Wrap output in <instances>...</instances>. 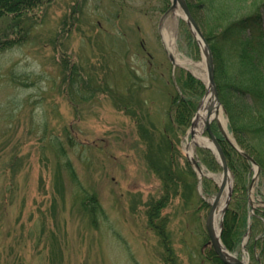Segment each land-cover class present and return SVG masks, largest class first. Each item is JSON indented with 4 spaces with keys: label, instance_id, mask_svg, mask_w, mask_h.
Returning <instances> with one entry per match:
<instances>
[{
    "label": "rangeland",
    "instance_id": "obj_1",
    "mask_svg": "<svg viewBox=\"0 0 264 264\" xmlns=\"http://www.w3.org/2000/svg\"><path fill=\"white\" fill-rule=\"evenodd\" d=\"M162 7L160 0H50L35 17L1 25L21 42L0 52V264H214L204 222L218 190L212 176L222 171L195 150L211 175L198 188L188 130L176 132L168 113L175 70L205 84L173 67L164 30L175 55L203 58L193 36L197 54H188L183 20ZM260 12L264 36V5ZM249 169L252 216L264 210V188L259 176L251 185ZM228 180L232 194L231 171ZM165 185L172 195L158 219L173 262L147 225ZM90 195L101 207L95 221L82 208ZM245 236L230 252L260 264Z\"/></svg>",
    "mask_w": 264,
    "mask_h": 264
},
{
    "label": "trees",
    "instance_id": "obj_2",
    "mask_svg": "<svg viewBox=\"0 0 264 264\" xmlns=\"http://www.w3.org/2000/svg\"><path fill=\"white\" fill-rule=\"evenodd\" d=\"M160 1L163 4L161 12H165L170 1ZM49 3L50 0H0V52L21 42L18 36L9 37L10 33L5 32L1 25L22 16L35 17ZM186 3L213 54L215 82L227 118V129L239 148L259 164V178L263 180L260 181L264 188V36L260 12L264 1L256 0L250 8L245 6L247 0H187ZM180 30L187 42L184 45L187 46L188 54L196 55L194 39L183 21ZM173 77L176 93L169 98V120L173 123L174 130L183 134L205 93V87L181 69L175 70ZM215 127L212 124L210 128L223 150L228 170L236 180L221 222L222 244L227 250L234 252L243 236L248 235L247 250L256 249L259 252V263L264 264V210H256L259 213L252 216L247 211L249 206L246 200V183L249 180L251 163ZM195 150L206 167L210 170L218 169L219 164L210 150L199 147ZM14 164L16 163L12 162L9 166L13 167ZM7 168L9 167L6 166L3 170ZM69 170L74 177L73 170ZM164 189L162 196L150 205L147 225L159 237L166 253L165 259L173 262L165 225L162 219H158L161 209L172 195L166 185ZM82 208L94 221L101 212L97 198L92 195L85 197ZM206 255L212 263L222 264L211 246Z\"/></svg>",
    "mask_w": 264,
    "mask_h": 264
},
{
    "label": "water",
    "instance_id": "obj_3",
    "mask_svg": "<svg viewBox=\"0 0 264 264\" xmlns=\"http://www.w3.org/2000/svg\"><path fill=\"white\" fill-rule=\"evenodd\" d=\"M171 7L170 9H173L174 7H178L181 11V14L183 15V19L186 21V24L189 25L193 35L195 36L197 42L199 41L198 38L200 37V39L203 42L204 48L201 49V53L204 57V63H205V68H206V90L210 91L211 94L214 96L215 100L217 101V104L219 106H221L219 97H218V92H217V87L215 86V79H214V60H213V55L211 52V49L209 47V45L207 44L206 39L204 38L203 34H201V30L198 27L197 23H195L196 21L194 20L188 5L186 3V0H172L171 3ZM199 44V43H198ZM169 58L171 60V62H174V59L172 57V55H169ZM206 91V93H207ZM205 93V95H206ZM204 95V96H205ZM204 96H202L204 98ZM203 98L201 99V101L198 104V109L199 107H201V102L203 100ZM211 108L208 109V113H207V119L205 121V128L208 134V137L210 139V145H207L206 148L210 149L217 157V160L219 161L221 168H222V181L221 184L218 186V190L217 193L215 195V197L213 198V201L210 205V210L209 212H207V217H206V221L205 223V227H206V231L209 237V244H211V246L213 247L215 253L217 254L218 258L220 259V261L223 264H245V262H243L241 259L237 258L236 256L230 254L228 251H226V249L224 248V246L221 244V239H220V235H221V231H222V223H220L219 225V229L218 231H215L214 229V215H215V208L217 206V201H219L220 197H221V193L224 190L225 184L227 182V178L229 177V168L227 166V162L224 156V153L218 143V141L215 139L216 137L214 136V134L212 133L211 129H210V122H211ZM217 123V128H219L220 132L222 133V135L224 136V138H227V134L225 133V131L223 130V128H221L220 123L218 121H216ZM193 126V120L191 122V127ZM227 140L230 141L229 138H227ZM231 142V141H230ZM240 154H242L244 156V158L248 159L251 161V163L256 166V170H255V174L253 176V180L252 182L255 180V178H257L258 174H259V165L256 163V161L249 156L248 154H246L245 152L241 151L239 148H236V146L234 145V147ZM195 159L191 158V162L194 164V166L199 169V165L197 164L196 161H194ZM227 199L225 200V203L221 209L220 212V219L222 220V216L225 212L226 206L228 204L229 197H230V191L227 190Z\"/></svg>",
    "mask_w": 264,
    "mask_h": 264
},
{
    "label": "bare ground",
    "instance_id": "obj_4",
    "mask_svg": "<svg viewBox=\"0 0 264 264\" xmlns=\"http://www.w3.org/2000/svg\"><path fill=\"white\" fill-rule=\"evenodd\" d=\"M173 14L178 16V17H183V15L181 14L180 10L178 9V7H175L173 10ZM163 38L165 41V46L168 47L169 51L173 54L174 59H175V63L176 65H181V66H185V68L190 71L193 72V74H195V77L200 78L202 81H206V72H205V65L203 62L199 63V62H193L189 59L186 58H180L179 56L174 54V46H173V38L171 33L168 30H164L163 32ZM198 43L201 49L204 48L203 42L200 39V37L198 38ZM188 66H192L194 67L193 70L191 71L189 69ZM196 68H199L196 69ZM196 69V70H195ZM211 108V117L210 119L218 121L222 128L225 130V125H224V118L223 116V110L222 107H220L217 104V101L215 100L214 96L211 94L210 91H207L206 95L204 96L202 102H201V107H199L198 111L195 114V117L193 119V126L190 128V132L188 134V136L186 137L187 142L185 143L184 147L186 150V154L189 158H191L195 152V149H197L198 147L201 149L202 147H206L207 145H210V142L208 139H206V137L203 135V128L205 126V121H206V117H207V113H208V109ZM199 175L201 176H209L211 177L210 173H207L204 171L203 167L200 168V171L198 172ZM212 179H214V181L220 185L221 181H222V175H214L212 176ZM228 186H229V181H227L224 190L222 191L221 197L218 201V205L216 206L215 209V221H214V229L215 231L218 230V219H219V211L222 208V205L224 203L225 200V195L227 193L226 190H228ZM212 198L209 199L208 202H212Z\"/></svg>",
    "mask_w": 264,
    "mask_h": 264
}]
</instances>
